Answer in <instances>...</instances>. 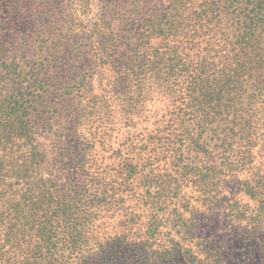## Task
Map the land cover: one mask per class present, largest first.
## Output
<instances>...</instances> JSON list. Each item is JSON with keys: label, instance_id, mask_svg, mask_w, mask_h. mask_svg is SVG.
<instances>
[{"label": "rangeland", "instance_id": "obj_1", "mask_svg": "<svg viewBox=\"0 0 264 264\" xmlns=\"http://www.w3.org/2000/svg\"><path fill=\"white\" fill-rule=\"evenodd\" d=\"M155 3L0 0V22L7 20L11 59L41 63L52 106L48 142L56 134L70 141L66 128L87 115L77 139L95 143L93 157L109 162L120 152L138 164L133 190L125 188V174L118 177L121 208L103 220L100 242L106 248L115 242L126 257L122 264L128 258L130 264H264V109L225 110L236 132L252 126L248 138L238 134L232 141L234 150L207 142L210 155L200 140L188 138L202 109L172 103L169 122L153 124L126 120L117 105L119 96L137 90L138 77L154 73L141 71V63L160 40ZM158 19L168 26L163 15Z\"/></svg>", "mask_w": 264, "mask_h": 264}, {"label": "trees", "instance_id": "obj_2", "mask_svg": "<svg viewBox=\"0 0 264 264\" xmlns=\"http://www.w3.org/2000/svg\"><path fill=\"white\" fill-rule=\"evenodd\" d=\"M154 8L160 40L148 63H141V71L154 73L138 77L137 90L119 96L117 105L126 120L151 118L153 124L168 118L169 104L198 107L204 117L188 138L200 140L210 155L207 142L234 150L232 141L240 140L238 134L248 138L252 125L236 132L225 110L264 109V0H156ZM162 15L167 27L159 22ZM9 52L5 20L0 22V264H122L126 257L111 246L116 243L106 248L100 242L103 220L121 208L118 177L125 174L122 182L133 190L138 164L120 152L109 162L93 157L95 143L77 139L87 115L66 128L70 141L56 134L50 144L52 106L46 105L41 63L23 66ZM246 187L250 184L243 181Z\"/></svg>", "mask_w": 264, "mask_h": 264}]
</instances>
